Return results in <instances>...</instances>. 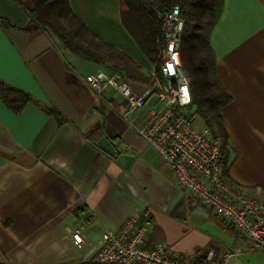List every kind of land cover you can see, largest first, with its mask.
I'll return each instance as SVG.
<instances>
[{"label":"crops","instance_id":"1","mask_svg":"<svg viewBox=\"0 0 264 264\" xmlns=\"http://www.w3.org/2000/svg\"><path fill=\"white\" fill-rule=\"evenodd\" d=\"M69 1L96 41L110 47L95 50L99 62L34 20L32 0H0V82L34 98L19 113L0 99V264H100L94 256L101 235L129 216L148 219L150 241L193 261L242 244L237 229L182 188L137 133L156 104L157 69L125 26L122 0ZM210 44L230 96L220 110L226 178L240 191L264 194V0H224ZM100 67L123 73L135 92H150L146 107L125 119L119 93L87 84ZM104 138L125 164L98 144ZM75 230L83 244L74 243ZM246 252L230 264H261Z\"/></svg>","mask_w":264,"mask_h":264},{"label":"built area","instance_id":"2","mask_svg":"<svg viewBox=\"0 0 264 264\" xmlns=\"http://www.w3.org/2000/svg\"><path fill=\"white\" fill-rule=\"evenodd\" d=\"M185 20L178 5L164 13L158 38L161 62L156 74V104L137 133L168 163L177 183L208 211L231 223L244 240L193 261L176 255L164 242L150 241V221L129 216L117 230H106L97 242L94 256L100 264H230L244 250L264 249V194H249L227 180L222 154V138L203 126L193 107L190 80L183 68L180 46ZM171 66V67H169ZM96 93L114 90L126 101L122 116L130 119L144 109L150 92L137 93L119 71L97 68L87 77ZM190 99L182 95V88ZM75 244L85 242L83 233H72Z\"/></svg>","mask_w":264,"mask_h":264},{"label":"trees","instance_id":"3","mask_svg":"<svg viewBox=\"0 0 264 264\" xmlns=\"http://www.w3.org/2000/svg\"><path fill=\"white\" fill-rule=\"evenodd\" d=\"M32 17L41 26L57 36L66 47L86 60L99 62L102 56L95 51L107 46L89 31L83 21L73 12L69 0H32ZM224 0H122V19L145 56L156 66L159 74L161 59L157 40L162 33L163 14L178 5L185 20L181 39L183 68L190 80L193 107L200 118L222 138L223 170L226 176L229 151L228 135L220 113L230 101V96L221 86L217 73L210 35L219 21ZM92 38V39H91ZM91 39L88 47L87 41ZM110 48V47H109ZM0 99L16 113L21 112L34 98L26 91L0 82ZM47 112L59 122L64 118L54 108ZM96 130L94 133H97ZM93 134V133H92ZM102 139H97L99 142ZM117 147V146H116Z\"/></svg>","mask_w":264,"mask_h":264},{"label":"water","instance_id":"4","mask_svg":"<svg viewBox=\"0 0 264 264\" xmlns=\"http://www.w3.org/2000/svg\"><path fill=\"white\" fill-rule=\"evenodd\" d=\"M99 145L106 150L111 156L118 157L120 163L125 164L126 158L124 156H118L120 150L107 138L102 139Z\"/></svg>","mask_w":264,"mask_h":264},{"label":"rangeland","instance_id":"5","mask_svg":"<svg viewBox=\"0 0 264 264\" xmlns=\"http://www.w3.org/2000/svg\"><path fill=\"white\" fill-rule=\"evenodd\" d=\"M163 17H164V14H163ZM101 67H104V66H101ZM201 122H202V125L203 126H207V124L205 123V121L202 118H201ZM239 246H242L243 248H245V246H244V240H243V243L242 244H239ZM246 251L244 250V252H243L242 255H244L245 253H247ZM258 251H260V250H253V251H248V252H254L255 253V259L259 263L263 264L264 263V252H262V251L258 252Z\"/></svg>","mask_w":264,"mask_h":264},{"label":"clouds","instance_id":"6","mask_svg":"<svg viewBox=\"0 0 264 264\" xmlns=\"http://www.w3.org/2000/svg\"><path fill=\"white\" fill-rule=\"evenodd\" d=\"M185 90H186V86H185V88H182V89H181V91H182V95L185 96V97H188V98L190 99V96H189V93H188L187 90H186V91H187V95H185Z\"/></svg>","mask_w":264,"mask_h":264},{"label":"snow or ice","instance_id":"7","mask_svg":"<svg viewBox=\"0 0 264 264\" xmlns=\"http://www.w3.org/2000/svg\"><path fill=\"white\" fill-rule=\"evenodd\" d=\"M169 67H171V66H169ZM185 95H187V91L185 90Z\"/></svg>","mask_w":264,"mask_h":264}]
</instances>
